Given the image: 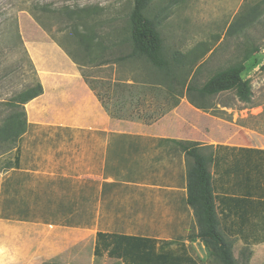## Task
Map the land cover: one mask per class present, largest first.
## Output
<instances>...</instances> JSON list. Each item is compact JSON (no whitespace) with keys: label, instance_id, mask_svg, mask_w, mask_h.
<instances>
[{"label":"crops","instance_id":"obj_1","mask_svg":"<svg viewBox=\"0 0 264 264\" xmlns=\"http://www.w3.org/2000/svg\"><path fill=\"white\" fill-rule=\"evenodd\" d=\"M40 32L24 46L43 93L24 105L13 166L0 167V264H123L106 250L113 236L197 260L192 247L204 244L189 240L198 231L189 143L212 157L221 233L234 251L263 256L264 144L229 138L226 121L186 97L150 122L114 117L106 108L112 88H90L66 50Z\"/></svg>","mask_w":264,"mask_h":264},{"label":"rangeland","instance_id":"obj_2","mask_svg":"<svg viewBox=\"0 0 264 264\" xmlns=\"http://www.w3.org/2000/svg\"><path fill=\"white\" fill-rule=\"evenodd\" d=\"M132 8L133 0H0V127L12 114L20 113L22 118L19 96L37 83L24 38L40 31L85 65L82 71L98 89L113 88L123 108H112V102V111L152 120L171 107L177 96L161 99L157 91L138 85L144 81L141 74L148 70L144 64L112 61L109 66L97 65L105 57L112 60L116 56L115 45L124 38L117 31L126 28ZM149 9L148 15L167 45L199 53L198 66L206 62L198 76L200 83L208 79L209 71L215 72L241 54L244 43L250 41L259 48L244 73V78L251 80V103H241L233 93H224L213 100L214 109L208 112L219 115L222 125L227 122L229 138L264 144V0H149ZM78 10H84V24L70 20L71 13ZM81 34L93 43L103 39V47L109 49L103 56L93 50V60L84 59L76 43ZM13 153V143L0 142V167L12 160ZM242 250L234 251L240 263L244 260ZM191 252L199 264H219L205 246L201 250L192 247ZM249 264H264V254L254 253Z\"/></svg>","mask_w":264,"mask_h":264},{"label":"trees","instance_id":"obj_3","mask_svg":"<svg viewBox=\"0 0 264 264\" xmlns=\"http://www.w3.org/2000/svg\"><path fill=\"white\" fill-rule=\"evenodd\" d=\"M149 11V0H133V8L127 20L126 28L123 27L121 31H117L124 38L115 45L116 56L112 60L105 57L97 65L109 66L112 61L120 65L127 61L144 64L148 69L141 74L144 81L141 84H136L142 87L145 85L146 89L157 91L161 99H164V95L165 99L177 96L174 104L158 117L175 108L180 99L184 97L193 106L203 111L213 110V100L224 93H233L241 103H251L253 98L251 80L245 79L244 73L248 69V62L254 54L259 52L258 47L252 45L250 41L244 43L241 54L229 61L228 65L217 68L215 72L209 71L211 75L204 83H200L198 76L206 62L198 66V60L201 59L199 53L182 52L172 45H167L158 25L148 15ZM82 13L84 10L73 11L70 20L84 24L85 19ZM90 42L91 38L84 34L79 36V42L76 41L79 52H82L86 60H93V50L100 51L101 56H103L109 49V47L107 49L103 47L105 43L103 39H98L94 43L93 41ZM67 54L82 71L85 65L79 63L70 52ZM98 57L100 56L98 55L96 58ZM30 63L36 74L31 60ZM254 65L255 63L252 66ZM82 76L90 88H97L88 79L84 71H82ZM139 92L140 90H138ZM42 93L43 88L37 78L35 87L19 96L20 105L23 109L22 118L20 113L12 114L5 121L4 126L0 127V142L13 143L15 150L18 139L26 126L24 105ZM113 100L112 108H123L121 100L115 97L114 91ZM106 108L114 117L133 119L112 111L109 106ZM147 121L150 122L151 120ZM184 150L193 161L188 171V203L194 210L198 226L197 232L190 233L189 240H200L208 250L209 255L219 264H247L252 256L249 248L246 247L242 250L241 255L244 260L242 263L238 262L234 253L233 241L220 231L212 177L209 171V165L213 161L212 157L204 154L198 143H189L184 147ZM12 166L13 161L10 160L6 163L5 168L10 169ZM106 238L111 239L106 246V250L110 249L109 255L111 258L121 259L123 264H199L197 260L192 258L178 262L176 250H166L168 247H162L161 252L156 253L154 244L150 242L146 244L144 239L119 236ZM143 248H147L146 251L149 253L142 254L143 256L138 255V251Z\"/></svg>","mask_w":264,"mask_h":264}]
</instances>
